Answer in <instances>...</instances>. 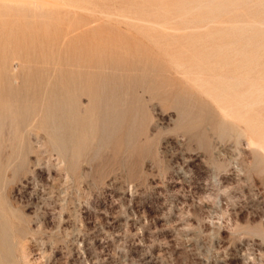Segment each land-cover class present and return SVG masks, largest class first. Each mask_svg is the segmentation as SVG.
I'll return each mask as SVG.
<instances>
[{
    "label": "rangeland",
    "instance_id": "obj_1",
    "mask_svg": "<svg viewBox=\"0 0 264 264\" xmlns=\"http://www.w3.org/2000/svg\"><path fill=\"white\" fill-rule=\"evenodd\" d=\"M263 139L264 0H0V264H264Z\"/></svg>",
    "mask_w": 264,
    "mask_h": 264
},
{
    "label": "bare ground",
    "instance_id": "obj_2",
    "mask_svg": "<svg viewBox=\"0 0 264 264\" xmlns=\"http://www.w3.org/2000/svg\"><path fill=\"white\" fill-rule=\"evenodd\" d=\"M19 1V0H18ZM23 1V0H22ZM29 1V0H28ZM34 2H35V0H34ZM42 2V1H41ZM171 2V1H170ZM36 4V3H35ZM34 6V5H33ZM36 6V5H35ZM154 8V7H153ZM154 16V15H153ZM152 18V17H151ZM156 20H157V18H156ZM167 30H169V29H167ZM161 34V33H160ZM161 37V36H160ZM187 40V39H186ZM162 43V42H161ZM169 43V42H168ZM172 45V44H171ZM169 47V46H168ZM180 47H181V45H180ZM175 50V49H174ZM52 78V77H51ZM223 101V100H222ZM220 102V101H219ZM226 102V101H225ZM224 102V103H225ZM228 102V101H227ZM221 103V102H220ZM228 103H232V102H228ZM221 105H222V103H221ZM228 105V104H227ZM232 105V104H231ZM234 105V104H233ZM220 107V106H219ZM224 107V106H223ZM229 107H231V106H229ZM221 108V107H220ZM222 109V108H221ZM226 109V108H225ZM224 109V110H225ZM229 109H232V108H229ZM227 110H228V107H227ZM234 110V109H233ZM223 112V111H222ZM228 112V111H227ZM229 113H230V111H229ZM237 113V112H236ZM238 114V113H237ZM230 117H231V115H230ZM244 117V116H243ZM240 118H241V116H240ZM245 118V117H244ZM253 128V127H252ZM254 130V129H253ZM252 130V131H253ZM264 140V139H263ZM252 142V141H251ZM255 146V145H254ZM260 148L262 149L263 147L262 146H260ZM263 151V150H262Z\"/></svg>",
    "mask_w": 264,
    "mask_h": 264
}]
</instances>
